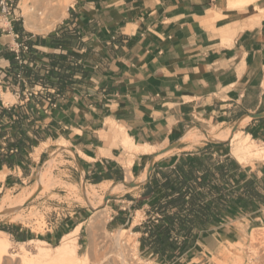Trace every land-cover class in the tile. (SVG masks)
Segmentation results:
<instances>
[{
    "label": "crops",
    "instance_id": "1",
    "mask_svg": "<svg viewBox=\"0 0 264 264\" xmlns=\"http://www.w3.org/2000/svg\"><path fill=\"white\" fill-rule=\"evenodd\" d=\"M236 4L73 0L65 20L48 34L29 35L13 22L20 38L0 33V66L16 70L9 47L24 41L36 58L28 84L45 90L23 101L1 91L0 194L30 181L60 141L70 151L62 152L66 162L57 168L65 181L125 183V191L104 190L108 204L115 203L113 226L131 222L137 211L150 218L151 208L171 196H193L194 172L203 179L196 183L198 194L206 202L227 196L228 208L201 227L181 257L163 261L227 259L228 244L264 225V164H243L230 153L229 140L191 144L185 135L228 127L264 143V0ZM6 93L14 100L6 101ZM126 136L153 149L130 150ZM219 167L228 168L225 176H218ZM218 185L222 190L215 193ZM247 185L261 197H249ZM85 222L57 224L42 238L55 242ZM27 233L10 234L25 240Z\"/></svg>",
    "mask_w": 264,
    "mask_h": 264
},
{
    "label": "bare ground",
    "instance_id": "2",
    "mask_svg": "<svg viewBox=\"0 0 264 264\" xmlns=\"http://www.w3.org/2000/svg\"><path fill=\"white\" fill-rule=\"evenodd\" d=\"M245 1L246 0H229L231 5H234L236 3L240 4ZM72 2L73 0H19L20 14L24 18L25 28L29 32H32L34 34H48L57 26L58 23H60L61 21H63L64 18L67 17V10L72 4ZM5 99L6 101L14 100L11 93H6ZM226 128L227 129L214 128L213 130L207 133L206 131L205 133L202 132L200 129H191L186 133L185 140L189 141L191 144H201L205 140H230L231 145L235 144L234 154L236 158L241 162H245L248 157L255 156L260 153L261 155L264 154L263 150L261 151V149L257 148V144L255 143L256 141L249 134L246 135L245 139H243L242 141L235 142L236 140H238L241 133L243 132L241 130L234 131L232 128ZM125 145L130 150L135 149L137 151L147 152L153 149L149 146H135L128 136H126ZM62 151L70 152L65 141H60L59 149L57 148V150L45 160L41 169L38 172V177L35 182V185L31 190H25V192L21 194L18 193L19 195L17 196L15 194V198L10 197V194H8L9 192L3 196L0 202V217L9 218L11 222H16L19 224L28 222V218H26L27 216L25 217L23 214V206L30 202L36 196L37 193V195H40L44 191V189L49 185L54 186V171L56 168H58V166L65 164V159L62 158ZM144 177L145 175H142L141 178L144 179ZM57 181L63 186L67 185L66 181ZM98 187L101 188V190H110L111 192H122L126 190L125 183H120L116 186L110 185L108 183H104L99 186H96L94 184H89L88 186H85L84 194L86 196V202L93 206L95 210H98L97 216L92 221L91 230H94V228L101 225L103 221L107 218V214L105 213L107 209L102 208L105 196L100 193ZM94 198L99 199L94 200ZM80 228L81 224L69 233H66L63 236L61 243L56 245L54 248L46 247L45 245L47 244V242L45 240H29V242H36V253L28 249L26 244L27 242L19 243L18 251H16V253H11L10 249L12 248V240L10 237V233L0 229V264L4 262L6 260V257L8 256H14V258L18 257L20 264H102L101 260H96L94 259L95 257L89 258L86 256L85 258H83L79 255L77 235L80 231ZM252 237L253 240H255L254 244L257 243L259 245L264 246V229H255V232L253 233ZM95 240H92L91 243L94 247L93 255L96 256L98 243L96 244ZM116 243L119 249L118 256H121V264H141L138 262L136 263L135 259L137 257H135V255L132 257H128L129 254L125 253L126 248L129 249V247H132V249H134V252H136L135 249L137 248V242L132 239L131 236L128 235L127 230H118L116 236ZM254 248H257V246L255 245ZM254 248L253 250L255 251L256 249ZM131 251L132 250H130V252ZM226 253L228 254V252ZM229 253L231 254L230 251ZM224 257H226V255ZM228 257L229 255H227L226 258ZM118 260L119 259H117V261ZM219 264H221V262ZM236 264L241 263L236 261Z\"/></svg>",
    "mask_w": 264,
    "mask_h": 264
},
{
    "label": "rangeland",
    "instance_id": "3",
    "mask_svg": "<svg viewBox=\"0 0 264 264\" xmlns=\"http://www.w3.org/2000/svg\"><path fill=\"white\" fill-rule=\"evenodd\" d=\"M19 12H20V8H19ZM64 20L65 18L63 19V21ZM63 21L58 23L56 27L61 25ZM17 23L21 24L23 26V29L26 30L23 25L24 24L23 17ZM27 33L29 35L33 34L29 31H27ZM237 130H240V129H237ZM245 137H246V134L241 133L240 137L235 142L242 141L243 139H245ZM255 143L257 144V148L261 149V151L262 150L264 151L263 142L256 141ZM234 145H231V141H230L229 151L231 154L233 153V155L235 156ZM62 158H63V154H62ZM46 159L47 157L41 160L39 168L37 169L33 178L30 181L24 183L22 186L15 187L14 189H8L3 194H0V202L3 196L7 194L8 192H9L8 194H10V197L15 198L17 195H19L18 193L21 194L25 192V190L26 191L31 190L37 180L38 172L41 169ZM256 161L263 162L264 164V154L261 155L260 153L255 156L248 157L246 161L242 163L246 165L249 163L253 164ZM59 172L60 170L57 168L54 171L55 173V176H54L55 181L53 180L54 186L49 185L41 193L42 195L41 194L37 195L38 194L37 193L36 196L30 202H28L27 204L23 206L24 207L23 214L25 217L27 216L26 218H28V222L19 224L16 222H11L9 218L0 217V226L1 225L8 226L16 230L23 229L25 232H28L27 233L28 238H25V240H18L16 236H12L10 234V237L12 240V248L10 249L11 253H16V251H18L19 243L21 242H27L26 244H27L28 249L36 253L37 251L36 242L35 241L29 242V240L31 239L32 240L34 239L43 240L42 233H45L49 229H53L57 224L59 225L61 223H68L70 221L76 222V221L86 220L83 229L79 231V234L77 235L78 252L81 257L83 258H85L86 256L89 258L95 257L94 259L101 260L102 264H121L120 262L121 256H118L119 249L116 243V236H117V232L119 229H125L127 230L128 235L131 236V238L137 242V248L135 249L137 253L134 252V249H132V247H129V249L126 248L125 253L129 254V256L127 254L128 257L130 256L132 257L135 255V257H137L135 259L136 263L138 262L141 264L143 263L145 264L146 262H147L146 264H166L163 260L158 258L156 255H153L149 250L141 246L140 238L142 236V232H139V233L136 232L135 226H137V224L139 223L140 225H143V223L147 220V218L145 217L146 215L143 211L135 212L132 217L131 222L126 223L121 226H113L110 223V219L112 215L110 207H112L113 206L112 204H115V203L108 204V199H110L111 197L107 196V194L104 193V190L100 191V193L105 194V197H104L105 200L102 205V208L107 209L105 212L107 214V218L103 221L101 225L94 228V230H91L92 221L97 216L98 210H95L93 206H91L90 204L86 202L84 188L87 184L86 185H75V184H71L66 181L67 185L63 186L60 183H58L57 180H59V182L65 181L64 179L66 177L61 176ZM98 199L99 198H94V200H98ZM107 204L109 205V207H106ZM79 212H81V215ZM72 225L74 226V224H70V226ZM258 228L264 229V225H262L261 227L250 228L248 230H245L243 234L235 240V242L228 244L229 248L225 251L228 252V254L227 253L226 254L232 258L228 257L227 258L228 260L225 259V260L220 261L221 264H236V261L240 262L241 264H263L264 263V246L259 245L257 243L254 244L255 240H253V237H252L253 233L255 232V229H258ZM73 229L74 228H72L70 231H72ZM70 231L66 233H69ZM63 236L58 238V240L55 242H50V241L47 242L45 246L49 248H54L56 245L61 243ZM79 236H80V239H79ZM92 240H95L96 244L98 243L97 245L98 249L96 252L97 254L96 256L93 255L94 247H93V244L91 243ZM253 245L254 246L256 245L257 248H254ZM253 248L256 250L254 251ZM130 250L132 251L130 252ZM229 251L231 252V254L229 253ZM117 259H119L118 260L119 263ZM18 263L20 264L18 257L14 258V256H8L6 257V260L2 262L1 264H18Z\"/></svg>",
    "mask_w": 264,
    "mask_h": 264
},
{
    "label": "trees",
    "instance_id": "4",
    "mask_svg": "<svg viewBox=\"0 0 264 264\" xmlns=\"http://www.w3.org/2000/svg\"><path fill=\"white\" fill-rule=\"evenodd\" d=\"M227 171L228 168L219 167L218 176H225ZM212 176L217 177V174L212 172ZM197 179L193 172V196H171L167 202H157L148 212L153 213L152 216L142 226L135 227L136 231L142 232L141 246L161 260L174 261L181 257L194 244L201 227L219 219L222 210L228 208L227 196H211L213 201L206 202L207 196L199 195L196 185L203 179ZM214 187L215 193L222 190L221 185ZM247 190L252 195L249 197H261L254 196L257 193L248 185ZM0 229L10 233L15 230L3 225Z\"/></svg>",
    "mask_w": 264,
    "mask_h": 264
},
{
    "label": "built area",
    "instance_id": "5",
    "mask_svg": "<svg viewBox=\"0 0 264 264\" xmlns=\"http://www.w3.org/2000/svg\"><path fill=\"white\" fill-rule=\"evenodd\" d=\"M21 18L19 0H0V33H13L12 23L20 21ZM13 34L15 39L20 38L19 34ZM9 49L13 52L16 70L12 71L0 66V95L3 90H11L19 101H23L38 93H42L45 88L36 89L28 84L31 74H27V72L36 68V58L32 56L30 46L24 41L20 42L17 40L13 42ZM47 93L54 94L55 91L48 90ZM48 100L52 102L51 98Z\"/></svg>",
    "mask_w": 264,
    "mask_h": 264
}]
</instances>
